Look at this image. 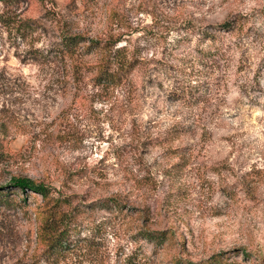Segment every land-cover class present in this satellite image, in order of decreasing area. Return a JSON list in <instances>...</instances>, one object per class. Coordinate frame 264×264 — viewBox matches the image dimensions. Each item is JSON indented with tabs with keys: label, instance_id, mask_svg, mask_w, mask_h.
<instances>
[{
	"label": "rangeland",
	"instance_id": "374dc122",
	"mask_svg": "<svg viewBox=\"0 0 264 264\" xmlns=\"http://www.w3.org/2000/svg\"><path fill=\"white\" fill-rule=\"evenodd\" d=\"M52 10L58 24L23 40L7 19L37 18L41 5L0 0V187L23 176L77 202L119 197L124 219L93 215L108 223L102 264H125L138 247L161 264L227 250L239 264H264V0H54ZM235 12L248 14V35L223 32L210 44L207 33ZM59 28L88 37L114 29L120 43L140 47L139 65L115 89L51 83L26 50ZM208 45L222 64L215 71L189 60ZM220 45L229 51L217 55ZM189 70L198 80L176 100L174 78L185 83ZM173 127L182 131L174 139ZM3 193L0 264H33L32 209L41 198ZM140 227L173 236L157 248L137 236Z\"/></svg>",
	"mask_w": 264,
	"mask_h": 264
},
{
	"label": "trees",
	"instance_id": "16d2710c",
	"mask_svg": "<svg viewBox=\"0 0 264 264\" xmlns=\"http://www.w3.org/2000/svg\"><path fill=\"white\" fill-rule=\"evenodd\" d=\"M11 6L16 9L22 0H9ZM42 7V13L37 18H17L7 19L8 26L15 36L27 40L35 38L36 35L47 31V23L58 24L57 18L52 10L54 0H36ZM127 0H114L115 3ZM137 5L143 4L145 0H132ZM165 1V0H162ZM7 2V0H3ZM114 13H119L113 8ZM185 26V24H187ZM190 22H184L182 28L189 30L193 27ZM248 14L235 12L222 22L215 25L210 33H207L206 40L210 44H215L219 35L227 32L230 34L247 36L249 33ZM216 32V34H215ZM125 37L119 35L114 29L101 31L97 36H84L82 33H72L65 29H58V32L50 39H47L41 47H34L33 42L26 50L27 58L37 64L40 70L49 72L50 82H56L62 87L72 86L79 88L86 83L92 84L93 88L115 89L127 83L131 72L139 65V49L133 43H120ZM229 46L221 48V55L229 51ZM216 48L208 45L200 51V56L193 57L190 63L201 66L204 71H215L222 64L219 57H214ZM188 62V61H186ZM187 66V65H186ZM189 70L188 77L183 80L185 83L174 78L175 85L178 86V99L187 97L189 80H198ZM187 82V84H186ZM194 87V85H191ZM75 96V95H73ZM1 126V125H0ZM174 138L178 137L182 131L175 127L171 129ZM19 189L25 196H29L27 191L36 193L41 200L32 209L33 213V264L42 261L43 264H67V260L73 256H80L100 261L101 255L105 252V234L108 223L106 221H95L94 213L98 210H105L112 216L124 219L126 213L122 200L117 196H108L96 199L88 203L75 201L73 194L53 191L51 187L43 182L23 176H11L5 187H0V198H5L3 188ZM141 216L143 211L139 210ZM129 215L135 211L129 210ZM137 214V213H136ZM104 234V235H103ZM137 236L153 243L159 247L173 234L169 230H150L140 227ZM169 236H168V235ZM238 250V249H237ZM243 259L250 260L251 253L240 249ZM232 255L227 251H219L211 254L206 259L197 262H179L177 258L171 260V264H239L237 260L231 259ZM125 264H161L159 261L151 259L143 250L134 248L123 259ZM66 262V263H65ZM74 262V261H73ZM86 262V261H85ZM76 264V262L72 263Z\"/></svg>",
	"mask_w": 264,
	"mask_h": 264
}]
</instances>
